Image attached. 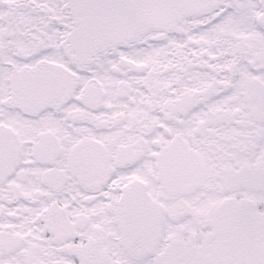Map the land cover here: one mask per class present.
Listing matches in <instances>:
<instances>
[{
	"label": "snow or ice",
	"instance_id": "snow-or-ice-1",
	"mask_svg": "<svg viewBox=\"0 0 264 264\" xmlns=\"http://www.w3.org/2000/svg\"><path fill=\"white\" fill-rule=\"evenodd\" d=\"M0 264H264V0H0Z\"/></svg>",
	"mask_w": 264,
	"mask_h": 264
}]
</instances>
